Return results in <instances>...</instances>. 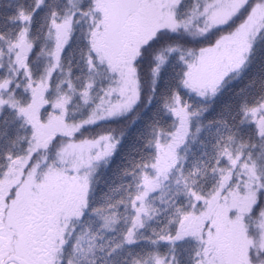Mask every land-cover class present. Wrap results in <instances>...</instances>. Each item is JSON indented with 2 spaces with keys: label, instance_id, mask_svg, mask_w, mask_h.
Here are the masks:
<instances>
[{
  "label": "snow or ice",
  "instance_id": "snow-or-ice-1",
  "mask_svg": "<svg viewBox=\"0 0 264 264\" xmlns=\"http://www.w3.org/2000/svg\"><path fill=\"white\" fill-rule=\"evenodd\" d=\"M0 264H264V0H0Z\"/></svg>",
  "mask_w": 264,
  "mask_h": 264
}]
</instances>
